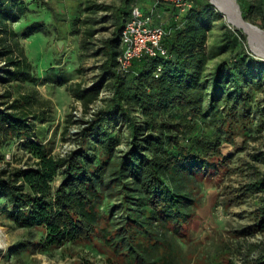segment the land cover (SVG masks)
<instances>
[{"label":"trees","instance_id":"trees-1","mask_svg":"<svg viewBox=\"0 0 264 264\" xmlns=\"http://www.w3.org/2000/svg\"><path fill=\"white\" fill-rule=\"evenodd\" d=\"M28 1L0 0V207L17 227L33 233L21 248L49 251L88 242L111 263L185 264L187 228L196 216L202 182L221 173L227 145L264 130V107L257 99L264 60L249 50L247 36L233 33L227 23L210 43L221 15L210 1L193 0L191 10L180 15L170 0H154L153 9L172 14L164 26L167 55L144 56L126 72L119 63L122 32L133 9L143 8L138 0H126L101 21L113 19L115 30L101 49L100 77L90 87H69L90 116L77 121L78 146L55 155L39 132L45 115L35 110L38 92L23 90L24 82L36 77L21 38L48 33L46 24L36 21L25 33L16 29L29 11ZM91 2L86 1L88 14L112 9ZM255 10L257 19L263 17L264 0L244 11V18L252 21ZM81 23L96 21L74 19L73 33H81ZM95 34L88 30L90 37ZM104 91L107 97L101 96ZM16 144L23 154L10 159ZM259 195L249 228L253 234L264 233V174L234 197L241 204ZM255 264H264V254Z\"/></svg>","mask_w":264,"mask_h":264},{"label":"rangeland","instance_id":"rangeland-1","mask_svg":"<svg viewBox=\"0 0 264 264\" xmlns=\"http://www.w3.org/2000/svg\"><path fill=\"white\" fill-rule=\"evenodd\" d=\"M88 0H29V11L16 29L27 27L32 22L46 24L48 33H34L21 38V44L33 64L36 79L24 82V93L38 92L39 102L35 110L45 115L43 122H38L39 132L44 144L53 148L55 155H63L78 146L77 133L81 126L77 121L86 120L82 105L69 91L75 84L90 87L100 77L105 56L101 49L104 41L113 35V19L103 21L106 14L122 8L126 0H91L111 7L110 13L100 11L88 14L85 11ZM210 1V0H207ZM242 13L257 0H237ZM143 9L152 10L154 0H138ZM49 4L56 10L58 17L47 7ZM217 8V7H216ZM157 12V9H153ZM221 15L216 17V26L210 37V43L222 33V24L227 23L233 33L242 31L247 36L249 50L256 56L243 29L228 21L225 14L217 8ZM255 10L250 23L263 28V17L256 18ZM88 16L96 21L95 25L80 24L81 33L75 34L72 22L76 18L87 20ZM170 11H159L155 20L158 25L167 26L171 22ZM96 31L93 37L88 30ZM86 41V47L83 42ZM260 58V57H258ZM262 59V58H260ZM264 60V59H263ZM0 66H2L0 61ZM213 66V63L212 65ZM59 76H64L60 78ZM61 81L66 83H61ZM3 88L0 87V92ZM107 92L102 97H107ZM260 107H264V87L257 93ZM101 106L98 103L95 108ZM73 116V123H68ZM66 128L68 130L66 131ZM122 150L128 148V132L123 133ZM252 137L239 138L235 144L224 148L228 157L227 164L220 174L212 173L203 181L198 193L196 216L187 228L186 242L187 261L185 264H255L264 254V233H251L254 225V212L261 201V195L248 197L244 203H237L234 197L242 193L247 185L258 174H264V130L252 131ZM255 137V138H253ZM18 144L8 153L10 159L14 155L21 156ZM28 155L24 153V165ZM63 176L54 181L57 188ZM0 264H116L111 263L105 254L98 252L88 242L68 244L63 249L24 250L21 248L33 235L31 231L17 227L9 220L0 207ZM4 237V238H3Z\"/></svg>","mask_w":264,"mask_h":264},{"label":"built area","instance_id":"built-area-1","mask_svg":"<svg viewBox=\"0 0 264 264\" xmlns=\"http://www.w3.org/2000/svg\"><path fill=\"white\" fill-rule=\"evenodd\" d=\"M180 15L188 13L193 7V0H170ZM167 30L162 25H154V10L146 12L136 6L122 32L123 54L119 58L120 67L128 72L134 61L144 56H166L163 40Z\"/></svg>","mask_w":264,"mask_h":264},{"label":"bare ground","instance_id":"bare-ground-1","mask_svg":"<svg viewBox=\"0 0 264 264\" xmlns=\"http://www.w3.org/2000/svg\"><path fill=\"white\" fill-rule=\"evenodd\" d=\"M230 23L244 30L256 55L264 59V30L247 24L233 0H213ZM243 19V20H242ZM1 230V229H0ZM2 237V236H0ZM4 238V237H3Z\"/></svg>","mask_w":264,"mask_h":264},{"label":"water","instance_id":"water-1","mask_svg":"<svg viewBox=\"0 0 264 264\" xmlns=\"http://www.w3.org/2000/svg\"><path fill=\"white\" fill-rule=\"evenodd\" d=\"M233 1H234L235 5L237 6V8L239 9L240 15H242V17L244 18L243 13H242V10H241V7H240V4L238 3L237 0H233ZM210 2H211L213 5H215V6L217 7V4H216L213 0H210ZM217 8H218V7H217ZM220 11L222 12V10H220ZM244 19H245V18H244ZM242 20H243V19H242ZM245 20H246V19H245ZM246 21H247V20H246ZM247 24H250L251 26H254V27H256V28L261 29L259 26L254 25V24L250 23L249 21H247Z\"/></svg>","mask_w":264,"mask_h":264},{"label":"crops","instance_id":"crops-1","mask_svg":"<svg viewBox=\"0 0 264 264\" xmlns=\"http://www.w3.org/2000/svg\"><path fill=\"white\" fill-rule=\"evenodd\" d=\"M158 12L154 11V24L156 23V20H155V16ZM156 25H158V23H156Z\"/></svg>","mask_w":264,"mask_h":264}]
</instances>
